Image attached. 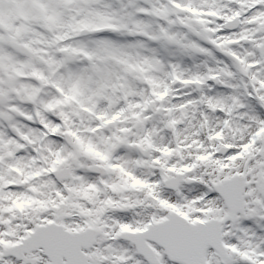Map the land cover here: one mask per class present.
Here are the masks:
<instances>
[{"label": "snow or ice", "instance_id": "1", "mask_svg": "<svg viewBox=\"0 0 264 264\" xmlns=\"http://www.w3.org/2000/svg\"><path fill=\"white\" fill-rule=\"evenodd\" d=\"M0 264H264V0H0Z\"/></svg>", "mask_w": 264, "mask_h": 264}]
</instances>
